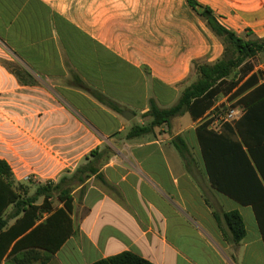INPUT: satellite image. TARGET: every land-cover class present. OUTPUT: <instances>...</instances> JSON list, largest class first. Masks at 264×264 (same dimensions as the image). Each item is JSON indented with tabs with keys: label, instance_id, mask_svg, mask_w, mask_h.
Returning a JSON list of instances; mask_svg holds the SVG:
<instances>
[{
	"label": "crops",
	"instance_id": "obj_1",
	"mask_svg": "<svg viewBox=\"0 0 264 264\" xmlns=\"http://www.w3.org/2000/svg\"><path fill=\"white\" fill-rule=\"evenodd\" d=\"M196 1L239 37L264 40V0ZM223 53L187 0H0V161L13 188L28 198L81 166L97 170L71 185L74 234L48 264H93L124 252L153 264H264L252 206L210 184L196 133L206 116L128 138L146 125L153 101L176 105L195 62L212 64ZM253 72L264 83V63ZM178 136L192 173L172 145ZM50 202L53 212L63 207L56 192ZM232 211L247 232L239 243L223 217Z\"/></svg>",
	"mask_w": 264,
	"mask_h": 264
},
{
	"label": "trees",
	"instance_id": "obj_2",
	"mask_svg": "<svg viewBox=\"0 0 264 264\" xmlns=\"http://www.w3.org/2000/svg\"><path fill=\"white\" fill-rule=\"evenodd\" d=\"M204 19L209 29L222 41L224 53L212 64L195 62L199 79L187 87L176 105L160 109L153 101L145 117L151 121L137 126L129 133L132 139L153 132L154 128L171 124L177 117L189 115L193 122L216 114V99L230 95L238 99L234 104L244 108L243 116L232 126L223 125L220 132L210 128L207 120L196 128L210 184L217 191L254 209L264 239V83L254 73L250 61L264 52V40H245L222 26L210 8L196 0H187ZM246 66L243 80H229L232 73ZM93 97L115 111L121 109L97 91ZM172 145L192 173L194 160L185 140L178 136ZM97 170L90 164L79 167L70 178H62L53 188L40 187L35 195L21 198L10 182L11 169L0 161V264H48L62 245L74 234L73 198L71 185L84 183ZM57 193L63 207L53 212L50 199ZM40 197L43 203L37 204ZM14 211L4 216L9 207ZM48 213L45 220L42 214ZM220 222V217L215 214ZM224 221L235 243L241 242L247 232L238 211L224 214ZM11 221H14L11 223ZM93 264H153L131 252H124Z\"/></svg>",
	"mask_w": 264,
	"mask_h": 264
},
{
	"label": "rangeland",
	"instance_id": "obj_3",
	"mask_svg": "<svg viewBox=\"0 0 264 264\" xmlns=\"http://www.w3.org/2000/svg\"><path fill=\"white\" fill-rule=\"evenodd\" d=\"M264 63V52L259 53L258 56L250 61V64H252L255 67H258L260 64ZM246 66H241L240 68L236 69L232 75L229 77V80H233L235 82H241L243 80V69ZM199 79V74L197 73L196 69L194 71V73L191 75V77L189 78V84H193L195 83L197 80ZM238 99H231L230 95H221L216 99V106H220L221 110L217 108L216 114H222L223 112H227L230 108H234L233 106H235L234 104L237 102ZM211 114H209L208 116H210ZM206 116V120H213L212 115L211 117ZM151 121V119H147V122ZM201 181L203 180V177L199 178ZM28 192L30 193V195H32L35 191L29 189Z\"/></svg>",
	"mask_w": 264,
	"mask_h": 264
},
{
	"label": "built area",
	"instance_id": "obj_4",
	"mask_svg": "<svg viewBox=\"0 0 264 264\" xmlns=\"http://www.w3.org/2000/svg\"><path fill=\"white\" fill-rule=\"evenodd\" d=\"M220 109V106H216V110ZM243 115V109L239 107L230 108L227 112L222 114H213V122L210 125V128L216 132H220L223 125H234Z\"/></svg>",
	"mask_w": 264,
	"mask_h": 264
},
{
	"label": "water",
	"instance_id": "obj_5",
	"mask_svg": "<svg viewBox=\"0 0 264 264\" xmlns=\"http://www.w3.org/2000/svg\"><path fill=\"white\" fill-rule=\"evenodd\" d=\"M127 114H129V112L124 113V117L126 120L130 121L131 119H133L134 116L132 114H130V116H128ZM147 119H151V117H147Z\"/></svg>",
	"mask_w": 264,
	"mask_h": 264
}]
</instances>
